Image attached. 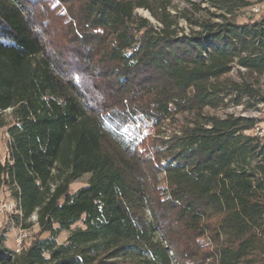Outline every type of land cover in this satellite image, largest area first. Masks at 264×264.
<instances>
[{
  "label": "trees",
  "instance_id": "1",
  "mask_svg": "<svg viewBox=\"0 0 264 264\" xmlns=\"http://www.w3.org/2000/svg\"><path fill=\"white\" fill-rule=\"evenodd\" d=\"M256 4L0 0V193L37 229L0 264H264L261 119L208 112L264 103Z\"/></svg>",
  "mask_w": 264,
  "mask_h": 264
},
{
  "label": "rangeland",
  "instance_id": "2",
  "mask_svg": "<svg viewBox=\"0 0 264 264\" xmlns=\"http://www.w3.org/2000/svg\"><path fill=\"white\" fill-rule=\"evenodd\" d=\"M248 11V10H245ZM242 11L238 14V16L235 19V23L237 24H243L245 22H247V15L245 14L246 12ZM138 15L149 19L148 14L144 11H137L136 12ZM250 14V13H248ZM263 15L262 13L259 14ZM255 18H257V15H254ZM230 78L232 79H237L235 73L233 72L232 74L229 75ZM260 83V88L261 90H263L264 92V77H262L259 80ZM255 108L257 110H248L246 112H244L242 110V107H234V106H228L225 109H220V110H216V111H208L210 114H214L215 116H223L224 114H232L234 116H253L254 119L260 120L261 119V113L264 109V103H258ZM259 113V115H257ZM6 120L9 121V117H6ZM179 122H183V119L178 118ZM171 130H177V125L173 124L170 126ZM167 127H164L162 129H160L161 134L163 135V131H166V134L169 133V131L166 129ZM134 130H138V132L140 133V135L146 136V135H151L153 138H157L156 134H154V131L151 127V122L147 121L143 118H140L136 121V124L130 128H124V133L128 136H133L134 135ZM8 141V136L6 135L4 129H0V157L1 159L5 158V147ZM149 143L146 145V147H148ZM87 176H83L82 178L78 179L76 182H74L69 190L71 193L76 192L78 189L84 187L86 185L87 182ZM7 204L6 206V211L4 209V205ZM12 207V208H11ZM16 209L15 203L12 202V200L9 198L8 194H4V193H0V231H2V229H6L5 232V248L10 251V252H15L18 253L20 250V243L21 241H19V244L17 243V239L20 236H23V239L25 240V243L28 242L29 240V236H31L33 233H36L37 229L35 227V225H32L31 227H29V229L27 230H23L24 226H28L32 223H34L35 218L32 217L27 221L22 222L20 225L15 224V222H13V220H10L9 215H11V213H14ZM80 223L75 224L72 229L76 228V227H80ZM68 236V232H59L54 240L57 244H63L65 239ZM49 235L48 234H43L41 236V239H45L48 238Z\"/></svg>",
  "mask_w": 264,
  "mask_h": 264
},
{
  "label": "built area",
  "instance_id": "3",
  "mask_svg": "<svg viewBox=\"0 0 264 264\" xmlns=\"http://www.w3.org/2000/svg\"><path fill=\"white\" fill-rule=\"evenodd\" d=\"M248 11H245L246 13V15H247V17H251L252 15H259L260 14V10L258 9V7H256V6H253V7H251L250 9H247ZM248 13H250V14H248ZM257 115H259V113L257 114ZM241 117H248V118H253L254 119V117L252 116H244V115H242ZM253 131L256 133V134H259L260 135V138H264V127L263 126H261L260 124H257L255 127H254V129H253ZM6 206H7V204H5L4 205V209H5V211H6ZM22 239H23V236H20L18 239H17V243L19 244V241H22Z\"/></svg>",
  "mask_w": 264,
  "mask_h": 264
},
{
  "label": "crops",
  "instance_id": "4",
  "mask_svg": "<svg viewBox=\"0 0 264 264\" xmlns=\"http://www.w3.org/2000/svg\"><path fill=\"white\" fill-rule=\"evenodd\" d=\"M251 3H257L255 6L258 7L260 13L264 14V0H249ZM261 123L260 125L264 127V109L261 113Z\"/></svg>",
  "mask_w": 264,
  "mask_h": 264
},
{
  "label": "bare ground",
  "instance_id": "5",
  "mask_svg": "<svg viewBox=\"0 0 264 264\" xmlns=\"http://www.w3.org/2000/svg\"><path fill=\"white\" fill-rule=\"evenodd\" d=\"M252 132H253V131H252ZM254 133H255V132H254ZM255 135H257L258 137H260V135H259V134H256V133H255ZM11 208H12V207H11Z\"/></svg>",
  "mask_w": 264,
  "mask_h": 264
}]
</instances>
